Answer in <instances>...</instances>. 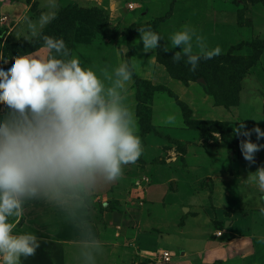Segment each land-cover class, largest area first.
Returning a JSON list of instances; mask_svg holds the SVG:
<instances>
[{
    "label": "rangeland",
    "instance_id": "1",
    "mask_svg": "<svg viewBox=\"0 0 264 264\" xmlns=\"http://www.w3.org/2000/svg\"><path fill=\"white\" fill-rule=\"evenodd\" d=\"M10 1L22 6L20 20L4 27L6 35L15 29L10 41H29L33 36L27 27L29 19L37 21L42 14L54 13L52 21L59 12L50 36L57 35L52 29L62 30L70 55L79 56L83 66L92 68L105 84L111 83L113 70L122 59L133 66L123 94L134 113V129L143 151L135 162L123 165L119 178L101 185L87 207L74 216L77 218L80 212L101 246L107 247L111 241L112 245H133L148 187L164 179L169 189L176 188L177 183L167 179L179 167L191 171L192 166L204 165L235 171L239 140L245 138L233 133L239 120L243 119L249 129L259 125L264 130V0H39L41 10L37 0L0 3L10 7ZM2 5L0 16L6 17L8 10ZM140 26L159 33L161 47L144 51L137 30ZM184 26L195 31L193 52H200L201 45L207 49L219 45L221 53L201 59L195 70L183 53L179 61L174 60L173 53L180 46L168 51L163 47L171 46V34ZM4 37L0 52L7 55L0 62L7 63L15 55L10 48L15 43L6 40L3 48ZM215 128H222V133ZM248 138L264 143V137L257 141L255 133ZM261 151L264 153V148ZM161 185L155 187L157 195L163 190ZM204 185L211 182L204 180ZM184 186L178 188L181 194L186 192ZM249 203L257 206V201ZM156 209L151 224L173 228L176 213L163 210V206ZM261 212L264 218V203ZM51 216L56 221L50 226L47 220ZM64 217L71 223L72 231L67 234ZM22 222L38 238L60 245L55 253L51 247L48 257L52 261L80 264V229H74L72 223L76 222L67 212L46 201L32 202L24 207ZM65 241L74 245L65 246ZM163 248L171 249L162 241L152 240L148 251L154 254L149 255L150 261L153 257L157 260V252ZM171 251L176 253V249Z\"/></svg>",
    "mask_w": 264,
    "mask_h": 264
},
{
    "label": "clouds",
    "instance_id": "2",
    "mask_svg": "<svg viewBox=\"0 0 264 264\" xmlns=\"http://www.w3.org/2000/svg\"><path fill=\"white\" fill-rule=\"evenodd\" d=\"M54 13L28 20L33 36L40 35ZM139 41L144 51L161 47L162 36L140 26ZM195 31L187 26L170 36L171 46L179 45L173 58L182 53L192 70L201 59L221 53L219 45L193 52ZM47 53L16 54L0 62V264H21V257L36 253L41 240L32 231L14 232L10 218L20 215L26 205L49 202L68 213L86 208L97 189L119 178L123 165L135 162L143 148L134 129V113L125 103L123 90L132 78L133 66L126 60L113 70L111 83L92 68L84 67L79 56L70 55L62 37L43 35ZM197 40L200 37H196ZM0 52V61L6 58ZM173 119V117H169ZM233 127L243 157L254 162L264 143L259 125L247 128L243 119ZM219 137V134L217 133ZM264 190V166L245 178ZM77 248L80 264H96L101 242L88 223L80 219Z\"/></svg>",
    "mask_w": 264,
    "mask_h": 264
},
{
    "label": "crops",
    "instance_id": "3",
    "mask_svg": "<svg viewBox=\"0 0 264 264\" xmlns=\"http://www.w3.org/2000/svg\"><path fill=\"white\" fill-rule=\"evenodd\" d=\"M37 1L38 8L41 10L39 0ZM2 6L6 7V5ZM8 6L10 7H6L8 10L6 20L2 22L0 19V25H3L1 28L21 18V4L10 1ZM24 22L27 21L24 20ZM14 31L15 29L8 32L3 42L7 40L10 43H19L9 40ZM30 53L43 57L47 50L41 45ZM238 152L235 171L224 172L204 165L203 167L192 166L191 171L179 167L167 179V181L176 182V188L169 189L164 179L156 184L151 183L146 191L147 201L142 202L143 211L139 224L136 230L134 229L133 245H112V241L107 247L102 245L96 256V264H140L145 263L146 260V264H264V224L262 223L264 218L261 216L264 190H261L254 181L245 179L249 172L255 171L258 166H264V153L261 149L258 150L255 153L254 162H249L243 157L240 147ZM204 180H209L211 185H204ZM159 184L163 185V190L157 195L155 187ZM182 184L185 185L186 192L181 194L178 188ZM157 196L159 201L156 203L154 198ZM166 199H168L167 202H165ZM249 201L251 203L257 201V206L252 207ZM154 204L156 206H153ZM158 206H163L165 211L176 213V224L173 228L169 229L167 226L158 225L159 223L151 224L153 223L152 212L157 211ZM23 213L24 209L20 215L10 218L14 224V232L32 231L27 223L22 222ZM77 214V218L72 217V221L76 222L72 225L76 226L74 229L79 230L76 219L84 218L80 212ZM55 221L53 216L47 220L50 226ZM64 224L68 229L66 234L72 231L71 223L65 220V217ZM155 239L164 242V245L170 246L172 250L176 249V253L171 249H162V251L170 252L169 262H162L159 258L156 260L152 256L153 261H150L149 255L154 253H149L148 248ZM40 240V249H37L32 256L21 257V264H57L48 256L52 252L51 247L55 253L56 246L60 245L52 240ZM63 245L74 244L71 241H65ZM59 249L62 250V246ZM160 252L157 253L160 254Z\"/></svg>",
    "mask_w": 264,
    "mask_h": 264
},
{
    "label": "trees",
    "instance_id": "4",
    "mask_svg": "<svg viewBox=\"0 0 264 264\" xmlns=\"http://www.w3.org/2000/svg\"><path fill=\"white\" fill-rule=\"evenodd\" d=\"M58 14H59V12H57V15L54 18V20H52L50 22V24H48L46 26V28H44L40 32L41 33L40 35L32 37L28 42L11 44L10 48L14 49V51H12V54L16 55V54H23L26 52H31V51H34L37 48H39L41 45H43V38L42 37H43V35H50V31H51L50 29L52 28L53 21H55L57 19ZM52 30L57 33L56 36L53 35L54 37H63L64 33L62 32V30H54V29H52ZM6 33H7V30L5 28L0 27V40L6 35ZM6 46H7V43L5 41V42H3V48H5ZM166 56L169 57V54H166ZM140 81H144L142 83H147L146 80H140ZM212 127H214V126H211V128ZM215 129H216V132L223 131L222 128H215Z\"/></svg>",
    "mask_w": 264,
    "mask_h": 264
},
{
    "label": "built area",
    "instance_id": "5",
    "mask_svg": "<svg viewBox=\"0 0 264 264\" xmlns=\"http://www.w3.org/2000/svg\"><path fill=\"white\" fill-rule=\"evenodd\" d=\"M0 19H1V21H5L6 17L5 16H1ZM170 258H171V254L167 250H163L159 254V259H161L162 262H169Z\"/></svg>",
    "mask_w": 264,
    "mask_h": 264
}]
</instances>
